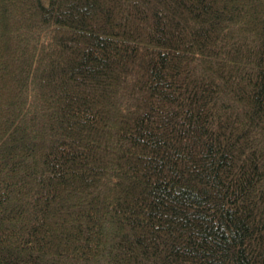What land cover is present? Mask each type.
<instances>
[{
  "label": "trees",
  "instance_id": "16d2710c",
  "mask_svg": "<svg viewBox=\"0 0 264 264\" xmlns=\"http://www.w3.org/2000/svg\"><path fill=\"white\" fill-rule=\"evenodd\" d=\"M0 264H264V0H0Z\"/></svg>",
  "mask_w": 264,
  "mask_h": 264
},
{
  "label": "rangeland",
  "instance_id": "374dc122",
  "mask_svg": "<svg viewBox=\"0 0 264 264\" xmlns=\"http://www.w3.org/2000/svg\"><path fill=\"white\" fill-rule=\"evenodd\" d=\"M45 2H47L48 0H44Z\"/></svg>",
  "mask_w": 264,
  "mask_h": 264
}]
</instances>
